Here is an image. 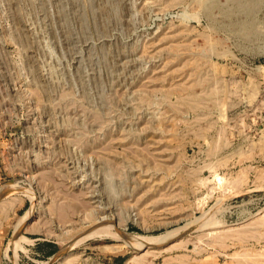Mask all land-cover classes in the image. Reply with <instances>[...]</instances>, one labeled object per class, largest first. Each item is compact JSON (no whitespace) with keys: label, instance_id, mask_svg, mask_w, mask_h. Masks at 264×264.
<instances>
[{"label":"rangeland","instance_id":"rangeland-1","mask_svg":"<svg viewBox=\"0 0 264 264\" xmlns=\"http://www.w3.org/2000/svg\"><path fill=\"white\" fill-rule=\"evenodd\" d=\"M10 184L0 264H264V0H0Z\"/></svg>","mask_w":264,"mask_h":264},{"label":"bare ground","instance_id":"bare-ground-1","mask_svg":"<svg viewBox=\"0 0 264 264\" xmlns=\"http://www.w3.org/2000/svg\"><path fill=\"white\" fill-rule=\"evenodd\" d=\"M22 189V188H21ZM23 190V189H22ZM15 191H17V186H14L13 184H10L9 186H6L5 188H1L0 189V195L3 197H7L9 195L12 194V192L14 193ZM24 191V190H23ZM207 196H204L202 200H199L198 201V205L197 206H203L205 203H206V199ZM199 206V207H200ZM33 212V208H31L24 216L23 218L17 223V226L16 227V232H19L20 231V228L23 227L24 225V222L29 219V217L31 216ZM207 217L208 219V216H205ZM204 219V218H203ZM219 223V222H218ZM202 224V223H201ZM204 224V223H203ZM23 225V226H22ZM198 227H199V223L197 224ZM223 225V224H222ZM215 226V225H214ZM197 227V226H196ZM213 227V226H212ZM218 227V225H217ZM205 228V227H204ZM183 232V231H182ZM182 232H180L179 230H173V231H168L166 233H162L158 236H153V237H149V236H145V235H132V234H123L121 235L123 238H126V240L130 241V242H134V243H139V245L141 247H157V246H161V245H165L167 244L169 241H171L172 239H174L175 237H179L180 235H183ZM91 233V234H90ZM92 233H95L94 231H90L85 233V236L84 237H87V236H92L93 234ZM17 235H20V233H17L15 235V239H17L18 241V236ZM119 236V235H117ZM15 242V241H14ZM75 243V242H74ZM70 246H72V243L69 244ZM68 245V246H69ZM69 246V247H70ZM69 247H67L66 249H68Z\"/></svg>","mask_w":264,"mask_h":264},{"label":"crops","instance_id":"crops-1","mask_svg":"<svg viewBox=\"0 0 264 264\" xmlns=\"http://www.w3.org/2000/svg\"><path fill=\"white\" fill-rule=\"evenodd\" d=\"M35 239H33V241H34ZM35 242V241H34ZM33 244H35V243H32V247H31V249H30V253H32V254H34V253H36L37 251L35 250V245H33ZM29 248H27V250H28ZM29 251V250H28Z\"/></svg>","mask_w":264,"mask_h":264}]
</instances>
